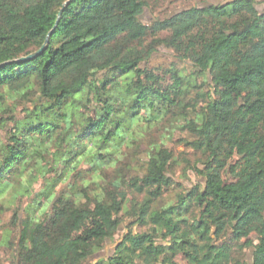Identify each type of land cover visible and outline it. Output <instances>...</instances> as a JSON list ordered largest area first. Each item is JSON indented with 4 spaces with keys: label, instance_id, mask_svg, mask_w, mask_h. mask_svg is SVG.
Wrapping results in <instances>:
<instances>
[{
    "label": "trees",
    "instance_id": "trees-1",
    "mask_svg": "<svg viewBox=\"0 0 264 264\" xmlns=\"http://www.w3.org/2000/svg\"><path fill=\"white\" fill-rule=\"evenodd\" d=\"M157 1L0 0V215L14 211L15 264H87L123 214L143 230L95 264H264V9L231 0L142 23ZM160 48L190 72L152 66ZM174 132L193 164L166 147ZM183 163L189 189L172 175Z\"/></svg>",
    "mask_w": 264,
    "mask_h": 264
},
{
    "label": "rangeland",
    "instance_id": "rangeland-1",
    "mask_svg": "<svg viewBox=\"0 0 264 264\" xmlns=\"http://www.w3.org/2000/svg\"><path fill=\"white\" fill-rule=\"evenodd\" d=\"M231 0H159L157 2H151L149 8H145L143 10V13L140 17V21L142 23H149L153 20H163L164 18H167L176 12L182 10V9H188L192 7H202L206 4H218V3H227ZM256 8L259 11H262L264 9V0H255ZM152 66L155 67H163L166 68L170 64H174L177 69L179 70H185L186 73H189L191 68L188 63H182L180 61H177L174 57V54L169 51L165 50L163 48H160L154 55H152L150 59ZM151 139L153 142H156L160 140L161 133L158 131L151 132ZM181 138V134L178 132H174L173 139L171 142H168L166 144V147L168 149H171L175 156L177 157L178 161H182L183 159H186V161H189L190 164H193L195 161V158L190 150H187L182 145L176 143L178 139ZM149 141H146L141 149H145L147 147ZM261 157H263V153L261 154ZM186 166V163L184 165L181 164L179 167L174 169L173 178L176 179L178 182H180L185 188H191L195 183L197 182L196 178L194 177L193 173L188 170L186 171V176H183V169ZM108 171H103V183L101 186H107V182L109 178L107 177ZM131 175V174H130ZM99 184V185H100ZM41 188V183L39 182L34 186L33 193H37ZM62 186H59L56 189V195H59L62 191ZM130 201L133 200H142V196H128ZM31 203L30 198L29 199H23V201L18 205V218L23 219L26 216V210L29 207V204ZM50 211V205L47 207L46 212L49 213ZM13 214L14 211H4L0 215V264H15L14 263V257H15V250L18 245V230L16 228H13L10 226L11 221H13ZM35 219H40V214L35 211ZM123 222L118 228V231L115 233L114 237L111 240H107L103 246V248L94 254L87 262V264H95L99 259L106 260L112 254L114 253L117 245L122 241L123 236L128 231H133L134 233H137L139 230H143L142 228H138L137 226H134L135 220L130 218L127 214L122 215ZM248 254L247 259L250 258ZM102 264H105L102 263Z\"/></svg>",
    "mask_w": 264,
    "mask_h": 264
},
{
    "label": "water",
    "instance_id": "water-1",
    "mask_svg": "<svg viewBox=\"0 0 264 264\" xmlns=\"http://www.w3.org/2000/svg\"><path fill=\"white\" fill-rule=\"evenodd\" d=\"M68 3H69V2H66V3L63 5L61 11L58 13V18L60 17L62 10L65 8V6H66ZM57 21H58V20H57ZM56 23H57V22H56ZM50 34H51V33H49V35H50ZM49 35H48V37H49ZM48 37H47V38H48ZM47 42H48V39H46L44 45L41 47V49H40L38 52L33 53V54H31L30 56H28V57H26V58H23V59H21V60H19V61L31 60V59L37 57L39 54H41V53L43 52V50H44V48H45Z\"/></svg>",
    "mask_w": 264,
    "mask_h": 264
}]
</instances>
